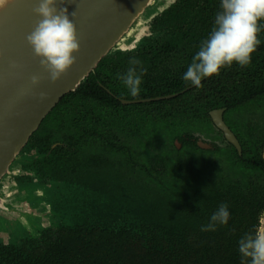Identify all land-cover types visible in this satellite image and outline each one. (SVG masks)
<instances>
[{
	"label": "trees",
	"instance_id": "1",
	"mask_svg": "<svg viewBox=\"0 0 264 264\" xmlns=\"http://www.w3.org/2000/svg\"><path fill=\"white\" fill-rule=\"evenodd\" d=\"M220 2L173 0L147 19L133 48L111 51L47 116L21 152L22 182L67 188L73 210L57 205L56 219L30 233L15 226L16 240L0 232V264H241L238 241L259 231L264 211V161L255 146L239 156L229 145L225 163L210 165L203 156L221 148L201 150L182 134L213 131L211 110L264 102V30L249 64L225 66L200 86L182 79ZM132 57L144 73L135 98L116 78ZM221 203L228 224L201 231ZM137 211L131 223L120 218Z\"/></svg>",
	"mask_w": 264,
	"mask_h": 264
},
{
	"label": "water",
	"instance_id": "2",
	"mask_svg": "<svg viewBox=\"0 0 264 264\" xmlns=\"http://www.w3.org/2000/svg\"><path fill=\"white\" fill-rule=\"evenodd\" d=\"M156 1L64 0L62 5L57 3L58 8H67L70 17L76 13L73 22L80 51L74 54L76 64L55 83L50 81L49 73L41 67L26 42V36L38 19L32 9L39 0H14L0 12V182L53 109L66 95L75 92L99 63L130 36L135 24ZM13 61L18 65L15 69L10 68ZM33 75L40 78L38 86L32 84ZM40 91L47 93V99L42 102L33 98ZM177 95L121 102L129 105L167 100ZM223 112V109L212 111L210 116L223 137L240 154L238 141L223 122ZM11 198L0 196L1 211H9L7 204L18 206Z\"/></svg>",
	"mask_w": 264,
	"mask_h": 264
},
{
	"label": "clouds",
	"instance_id": "3",
	"mask_svg": "<svg viewBox=\"0 0 264 264\" xmlns=\"http://www.w3.org/2000/svg\"><path fill=\"white\" fill-rule=\"evenodd\" d=\"M64 0H39L32 9L38 17L26 42L42 68L49 73L52 83L57 82L76 64L74 54L80 51L76 25L65 7H57ZM264 0H221L220 10L216 12L214 23L206 39L202 40L197 53L183 74L186 83L200 86L206 77L217 75L225 66L233 63L245 66L250 63L252 54L261 44L259 34L264 30ZM140 61L132 57L126 73H117L119 79L135 98L141 91L143 71L138 72ZM18 65L10 62V68ZM32 84L38 86L40 78L33 75ZM34 99L44 101L47 93H35ZM230 218L229 207L221 203L210 217L209 223L201 231H215L217 225H227ZM241 264H264V232L245 233L238 241Z\"/></svg>",
	"mask_w": 264,
	"mask_h": 264
},
{
	"label": "rangeland",
	"instance_id": "4",
	"mask_svg": "<svg viewBox=\"0 0 264 264\" xmlns=\"http://www.w3.org/2000/svg\"><path fill=\"white\" fill-rule=\"evenodd\" d=\"M171 2H173V0H157L156 3H154L153 6L141 16V18L135 24L130 36L127 37L126 40L122 44H120L119 47L124 48L128 46L133 48L136 42L139 39H141L143 36L141 33L144 32L146 29L145 23L147 22V19L150 18L153 14H156L159 10H161L165 6H168V4H170ZM237 117L241 118L243 121H250L252 125H261L262 123L264 124V104L260 102H255L252 104L249 103L243 106L241 109L237 111H233L232 113H230V115H227L225 118L227 123L231 125V122H233L232 118H237ZM231 127L233 126L231 125ZM208 133L205 132V128L202 126H197V127L189 126L185 128L182 134L185 136V138H187L188 135H192L193 137L191 139L192 142L193 141L198 143L207 142L208 144L213 145L214 150L216 147L221 148V151H218V153L206 154L203 156V158L207 159L210 165H211V161L213 162V160L217 162L222 161V163H225L224 148H226V144H224L222 140L213 141V139L209 137ZM256 137H260V136L256 135ZM170 142L174 144L178 150L182 149V145L177 140H169L167 146L171 150L173 146L170 145ZM131 143H133V141ZM138 152L139 150L136 151V153ZM22 154L23 153H21L12 164L13 167L15 166V169H11V172L8 174V176L10 175V177L13 180L17 179V177L20 175V171L16 167L19 166L21 168L23 167L24 161H22L23 160ZM111 158L115 159V163L119 161L118 156ZM22 181L24 180H20L18 181V183H13V185L17 184V186L15 185L13 187V190L14 191L18 190V193L16 192L12 194V198H11L12 200H15L17 202L18 207H22V209L20 211H17L16 208L11 207L9 204H7L9 211L8 212L0 211V232L4 233L2 235L4 236V238L7 237L9 238L10 236H12L11 237L12 240H16V239H14L13 235L7 233L8 230H6L4 226V223L7 220H9L10 224L17 226L18 229L19 227H21V230L23 229L26 233H30L29 229H31V225L34 224L37 227L39 226L46 227L49 226L51 221H54V219H56V217H54V214H52L53 213L52 210L55 211L73 210V207L71 206L73 204H70L72 202L71 193L68 192L67 188L65 189V187L63 186L53 185L50 183L39 184L38 182L33 183V182H22ZM151 186L153 187L154 184L152 183ZM1 188L2 185L0 184V189ZM57 205L63 207L62 208L63 210L57 209ZM27 206H29L30 208L29 213L27 211L26 212L24 211V208L27 209ZM131 219L132 218H129L126 221L131 222ZM262 219H264V215L262 216ZM11 229H13V227L10 228V232ZM20 236L23 237L22 233Z\"/></svg>",
	"mask_w": 264,
	"mask_h": 264
},
{
	"label": "flooded vegetation",
	"instance_id": "5",
	"mask_svg": "<svg viewBox=\"0 0 264 264\" xmlns=\"http://www.w3.org/2000/svg\"><path fill=\"white\" fill-rule=\"evenodd\" d=\"M159 11H161V10H159ZM158 11V12H159ZM153 15H155V14H153ZM152 15V16H153ZM260 103H263L264 104V102H260ZM221 109H223L224 110V112H223V114H222V118H223V122L225 123V125L229 128V130L232 132V134L235 136V138H236V140L238 141V143H239V146H240V148H241V153L239 154V152H238V150L231 144V143H229L227 140H226V138L225 137H223L224 136V134H223V132L221 131V130H219L216 126H215V124L213 123V121H212V118H211V116H210V113L212 112V111H216V110H221ZM221 109H215V110H211L210 112H209V116H210V119H211V123H212V125H213V131H210V133H208V135H209V137L211 138V139H213V141H218V140H222V142L224 143V144H226V148H224V150H226V149H228L229 148V145H231L236 151H237V153H238V155L239 156H241L242 155V145H244V144H248V145H250V147H252L253 148V146H255V152L260 156V158L264 161V124L262 123L261 125H252V123L250 122V121H243L241 118H239V117H237V118H232V121L233 122H231V125L233 126V127H231V125H229L228 123H227V121H226V116L227 115H230V113H232V112H230V111H227L225 108H221ZM247 134V135H246ZM248 134L250 135V136H252V138H248V140L246 141V139H245V141H244V136L243 135H246V136H248ZM256 135H259L260 137H256ZM262 137V138H261ZM196 144H197V147H199L201 150H208V151H212V150H214V147H213V145H211V144H208L207 142L206 143H198V142H196ZM253 144V145H252ZM218 147H216L215 148V150L217 149ZM19 171H20V175L17 177V179H15V180H13L11 177H10V175L7 177V176H5V178H3L2 179V181L0 182V184L2 185V188L0 189V196H4L6 193H8V194H10V195H12V194H14V193H18V190H13V187L16 185L17 186V184H14L13 185V183H18V181H20V180H22L23 178H25V175H27L28 173H27V170H25V168H21L20 166L19 167H16ZM11 169H15V166L13 167L12 165H11V167H10V170H9V173L11 172ZM6 178H8V179H6ZM18 180V181H17ZM15 181H17V182H15ZM25 181V180H24ZM24 208V207H23ZM1 211V210H0ZM24 211L26 212H28L29 213V211H30V208H29V206H27V209H25L24 208ZM138 211L136 212V214H128L127 216L130 218L131 216H138ZM264 215V211H263V213H262V215H261V218H260V221H261V219H262V216ZM128 217L127 218H123V217H120L121 218V220H123V219H128ZM133 218L134 217H132V219H131V222H132V220H133ZM260 221H259V223H260ZM130 222V223H131ZM4 226H5V229L6 230H8L7 231V233H9V234H11L14 230V228H15V226L14 225H12V224H10V222H9V220H7V222H5L4 223ZM11 227H13V229H11V232H10V228ZM259 228H260V226H259ZM13 230V231H12ZM29 231L31 232V229H29ZM1 234L3 235L4 233L3 232H1ZM4 237V236H3Z\"/></svg>",
	"mask_w": 264,
	"mask_h": 264
},
{
	"label": "bare ground",
	"instance_id": "6",
	"mask_svg": "<svg viewBox=\"0 0 264 264\" xmlns=\"http://www.w3.org/2000/svg\"><path fill=\"white\" fill-rule=\"evenodd\" d=\"M14 0H0V12L6 9L7 6L11 5ZM260 232H264V219L262 220V225Z\"/></svg>",
	"mask_w": 264,
	"mask_h": 264
},
{
	"label": "crops",
	"instance_id": "7",
	"mask_svg": "<svg viewBox=\"0 0 264 264\" xmlns=\"http://www.w3.org/2000/svg\"><path fill=\"white\" fill-rule=\"evenodd\" d=\"M14 208H16L17 211H20L22 209V207H16V206H13Z\"/></svg>",
	"mask_w": 264,
	"mask_h": 264
},
{
	"label": "built area",
	"instance_id": "8",
	"mask_svg": "<svg viewBox=\"0 0 264 264\" xmlns=\"http://www.w3.org/2000/svg\"><path fill=\"white\" fill-rule=\"evenodd\" d=\"M12 195L6 193L3 197H11Z\"/></svg>",
	"mask_w": 264,
	"mask_h": 264
}]
</instances>
